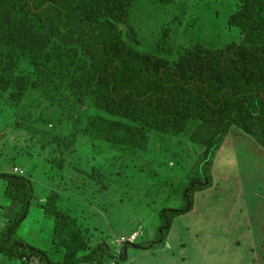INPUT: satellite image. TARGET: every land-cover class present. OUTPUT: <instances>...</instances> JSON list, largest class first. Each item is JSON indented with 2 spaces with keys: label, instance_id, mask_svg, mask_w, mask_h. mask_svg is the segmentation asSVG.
<instances>
[{
  "label": "rangeland",
  "instance_id": "rangeland-1",
  "mask_svg": "<svg viewBox=\"0 0 264 264\" xmlns=\"http://www.w3.org/2000/svg\"><path fill=\"white\" fill-rule=\"evenodd\" d=\"M242 1L86 0L80 13L87 21L115 26L119 36L112 53H128L153 71L166 67L199 79L205 54L219 51L236 59L244 45L264 53V27L237 17ZM15 19L11 28L0 20L1 52L29 46L42 60L55 55L60 68L59 53L79 60L76 47L55 44L29 10L18 9ZM80 64L74 71L53 72L51 84L63 94L61 102L22 113L12 106L0 110V173L23 175L33 188L17 235L54 260L63 250L51 246L52 217L44 206L74 217L90 247L105 242L119 252L126 242L153 239L161 210L180 205L205 151L190 138L197 122L178 136L149 131L146 146L135 151L93 138L85 131L90 116L130 121L111 111L106 86L89 59ZM5 99L13 105L23 101L10 86ZM247 124L240 116L230 127L210 166L209 185L192 194L190 210L172 218L163 244L130 247L127 262L120 264H264V148L245 132ZM4 190L0 180V239L14 210ZM0 264L38 263L14 249L0 250Z\"/></svg>",
  "mask_w": 264,
  "mask_h": 264
},
{
  "label": "trees",
  "instance_id": "trees-1",
  "mask_svg": "<svg viewBox=\"0 0 264 264\" xmlns=\"http://www.w3.org/2000/svg\"><path fill=\"white\" fill-rule=\"evenodd\" d=\"M86 0H0V20L7 28L16 26L18 9L29 10L51 32L57 45L78 50L79 60L59 53L62 67H56L55 55L45 60L29 46L9 47L0 51V110L12 106L18 113L40 105L63 100V94L52 86L53 72L74 71L81 59L87 58L96 75L104 82L111 111L130 123L90 116L85 131L93 138L131 151L143 149L149 131L180 135L197 122L190 138L204 146L205 151L195 177L190 179L177 208H164L159 214V226L152 240L126 242L115 252L105 242L90 247L74 217L66 211L44 206L45 215L52 217L51 246L62 249L60 260L30 245L17 235V229L27 218L33 197L32 182L23 175L3 172L4 194L14 202L6 230L0 239V250L20 249L38 264H105L108 258L114 264L127 262L128 248L148 250L163 244L172 218L191 209L195 191L209 185L208 173L216 152L237 118H248L244 130L264 148V53L245 45L235 58L219 51L200 59L206 71L199 79L183 77L171 68L153 71L143 61L124 53L111 52L119 33L107 21H87L80 13ZM239 19H253L264 27V0H244ZM9 18V19H4ZM208 57V58H205ZM27 61L28 64H25ZM63 68V71L60 69ZM6 72V73H5ZM16 89L23 101L13 105L2 102L5 90Z\"/></svg>",
  "mask_w": 264,
  "mask_h": 264
},
{
  "label": "crops",
  "instance_id": "crops-1",
  "mask_svg": "<svg viewBox=\"0 0 264 264\" xmlns=\"http://www.w3.org/2000/svg\"><path fill=\"white\" fill-rule=\"evenodd\" d=\"M224 143L222 142V144H221V146H220V149H221V147H222V145H223ZM30 209H31V207H30ZM50 241V240H49Z\"/></svg>",
  "mask_w": 264,
  "mask_h": 264
}]
</instances>
